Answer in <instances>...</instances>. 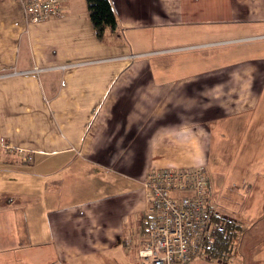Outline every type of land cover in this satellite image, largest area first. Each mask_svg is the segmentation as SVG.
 <instances>
[{
	"label": "crops",
	"instance_id": "crops-1",
	"mask_svg": "<svg viewBox=\"0 0 264 264\" xmlns=\"http://www.w3.org/2000/svg\"><path fill=\"white\" fill-rule=\"evenodd\" d=\"M61 1L28 25L0 0V264H148L143 182L167 167L205 166L209 222L244 225L248 244L264 217V0H111L101 39L87 0ZM204 242L187 264L234 258Z\"/></svg>",
	"mask_w": 264,
	"mask_h": 264
},
{
	"label": "built area",
	"instance_id": "built-area-1",
	"mask_svg": "<svg viewBox=\"0 0 264 264\" xmlns=\"http://www.w3.org/2000/svg\"><path fill=\"white\" fill-rule=\"evenodd\" d=\"M15 1L22 6L28 25L58 17L63 10L61 0ZM7 147L12 149V146ZM19 151L23 153L24 149ZM26 159L31 161L33 157L28 155ZM143 186L147 231L142 234L144 242L138 250L139 257L148 264H187L209 227L205 166L153 169L146 175Z\"/></svg>",
	"mask_w": 264,
	"mask_h": 264
},
{
	"label": "trees",
	"instance_id": "trees-1",
	"mask_svg": "<svg viewBox=\"0 0 264 264\" xmlns=\"http://www.w3.org/2000/svg\"><path fill=\"white\" fill-rule=\"evenodd\" d=\"M87 3L91 21L100 39L104 37L107 28L112 31L117 29V15L111 0H87ZM210 223L202 250L209 257L221 258L233 247V238L240 226L233 220L218 215H214Z\"/></svg>",
	"mask_w": 264,
	"mask_h": 264
},
{
	"label": "rangeland",
	"instance_id": "rangeland-1",
	"mask_svg": "<svg viewBox=\"0 0 264 264\" xmlns=\"http://www.w3.org/2000/svg\"><path fill=\"white\" fill-rule=\"evenodd\" d=\"M4 72L6 74H9L7 73L8 71H4ZM4 72H0V73L2 74ZM14 73L19 74L18 70H15ZM22 73L23 71L20 72V74ZM11 74H13V72ZM6 76L8 75L2 76L4 78H0V82H7V79L10 78V76L9 77H6ZM19 76H22V75H19ZM260 220L262 221L258 229L256 230V232L254 233L255 234L254 237L251 236L250 238L252 239L253 237V240L249 239L248 244L244 242L245 238L247 237L246 235L247 230L244 228V225L241 224V227H239V231L236 233L235 237L233 238L234 250H233V247H231V250L228 252V254L230 253L232 254L233 252L234 258L231 261H228L227 263H223V264H264V262L260 261V257H259L262 255L261 259H264V251L262 252V254L259 253L260 250H264V224H263L264 217L261 218Z\"/></svg>",
	"mask_w": 264,
	"mask_h": 264
}]
</instances>
